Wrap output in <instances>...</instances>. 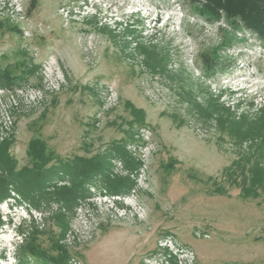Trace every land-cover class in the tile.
I'll return each instance as SVG.
<instances>
[{
	"label": "rangeland",
	"instance_id": "rangeland-1",
	"mask_svg": "<svg viewBox=\"0 0 264 264\" xmlns=\"http://www.w3.org/2000/svg\"><path fill=\"white\" fill-rule=\"evenodd\" d=\"M201 1L0 0V264H20L19 228L68 264H264L240 170L264 138V42ZM34 140L36 177L61 171L41 189L19 185ZM90 162L86 196L58 200L79 181L61 164Z\"/></svg>",
	"mask_w": 264,
	"mask_h": 264
},
{
	"label": "trees",
	"instance_id": "trees-1",
	"mask_svg": "<svg viewBox=\"0 0 264 264\" xmlns=\"http://www.w3.org/2000/svg\"><path fill=\"white\" fill-rule=\"evenodd\" d=\"M201 2L203 3L202 6L196 8V12L199 16L209 22H214L220 20L224 15V17L233 26H235L236 29L244 26L253 34H256L258 38L264 42V0H202ZM3 77L10 76L4 73ZM11 83H14V81L12 80ZM254 133L258 136L261 135V137L262 135L264 136V134H260L258 131H255ZM263 147L264 138L260 143V148L253 151L251 156L246 158L247 162L254 159L255 162L253 165L250 166L249 170L242 167V169H240L241 176L243 177L241 195L245 199L257 198L261 193H264V169L261 168V162H259V160L261 161L264 159V152L262 151ZM29 155L32 157L35 165V171H32V169H25V179L28 180L24 183H20L19 185L25 186L29 189L31 187L41 189L46 184L45 181L47 179L50 180L51 177H55L59 174V172H61L58 169H55L51 172V176L49 175V177L43 175L36 177L37 170H43V168L50 162L49 156L46 155L45 145L40 140H34L31 143ZM3 158L5 159V155H3ZM126 159V162H128L129 158ZM105 165L106 163L100 165L99 162H97L96 165L93 162H90L88 165L85 163V166L82 169L80 168V165L70 166L67 163L61 164L62 171L67 173L71 170L72 173L70 174H72L74 179L79 178V181H75L72 188H62L58 190L55 194L57 199L62 200L67 204H74L78 198L86 196L85 191L87 184L93 182L94 174L102 173V171L105 170ZM234 166L240 168L241 165L234 163ZM78 168H80L79 171H77ZM247 173H249L250 179L245 177ZM106 183H108L109 188L115 192L118 191L120 184L129 188L132 186V184L127 181H118L114 183L110 180H106ZM9 185L10 182L8 183L6 180H0V202L9 199ZM18 231L19 233L24 234L25 238L23 244L19 248L20 251L18 258L20 260V264H68L69 257L66 254L60 258L49 257L47 253L38 245V243H36V234H26L22 228H19ZM55 247L56 249L65 251V248L59 242H55ZM30 257L34 259L37 258L38 262H28Z\"/></svg>",
	"mask_w": 264,
	"mask_h": 264
},
{
	"label": "bare ground",
	"instance_id": "bare-ground-1",
	"mask_svg": "<svg viewBox=\"0 0 264 264\" xmlns=\"http://www.w3.org/2000/svg\"><path fill=\"white\" fill-rule=\"evenodd\" d=\"M52 71H53V69H52ZM52 76L54 75V73L53 72H49Z\"/></svg>",
	"mask_w": 264,
	"mask_h": 264
}]
</instances>
